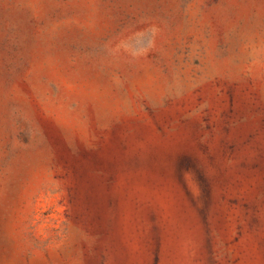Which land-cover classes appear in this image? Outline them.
Here are the masks:
<instances>
[{"label":"rangeland","instance_id":"374dc122","mask_svg":"<svg viewBox=\"0 0 264 264\" xmlns=\"http://www.w3.org/2000/svg\"><path fill=\"white\" fill-rule=\"evenodd\" d=\"M0 264H264V0H0Z\"/></svg>","mask_w":264,"mask_h":264}]
</instances>
